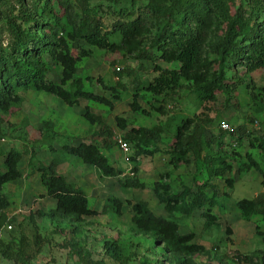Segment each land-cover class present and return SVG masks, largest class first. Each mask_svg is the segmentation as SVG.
I'll return each instance as SVG.
<instances>
[{"label": "trees", "instance_id": "obj_1", "mask_svg": "<svg viewBox=\"0 0 264 264\" xmlns=\"http://www.w3.org/2000/svg\"><path fill=\"white\" fill-rule=\"evenodd\" d=\"M92 1L0 0V36L6 37L5 44H2L0 37V112L14 111L21 103L18 93L26 90L53 96L67 107L76 106L79 100H84L111 108L107 99L83 90L80 79H73L76 62L79 58L89 57L90 48L104 53L133 55L135 59L151 63L153 54L149 50L154 49L160 62L177 64L174 69L153 63L155 75L152 79L145 85L134 82L128 108L142 115H148L149 110L162 113L164 100H173L181 88L190 89L194 104L198 106L214 102L216 92L227 94L231 90V76L226 77L227 71L232 75L236 66L247 73L264 69V0H146L139 9L135 6V0H130L128 9L112 11L116 17L109 28H103L97 9L90 5ZM147 35L150 37L145 45H149L144 47L143 39ZM76 40L89 48L79 49L74 57L69 45ZM45 58L59 69L57 83L45 79L48 71ZM95 81L100 90L110 93L113 99H118V94L126 91L118 83L110 86L103 84L101 79ZM140 97L145 99L147 111L137 103ZM81 117L86 124L94 127L92 135L101 138L102 143H105L104 139L112 138L111 129L105 126L99 116L85 108ZM115 121L123 130V121L119 118H115ZM259 124L261 130L256 131L258 134L243 125H231L228 132L219 130L217 126L216 136H206L207 124L204 120L195 117L181 119L170 141L164 144L167 147L165 154L169 159L168 164L178 169L189 165L190 159H201L208 180H221L225 188L231 189V175L234 173L232 162L239 156L236 150L246 142L249 151L244 153L243 161L236 163L235 170L238 173L251 170L258 173L263 191L251 200H238L234 206L242 221L248 222L256 215L264 217V171L254 155L257 151L264 155V123L259 121ZM47 127L49 125L43 123L39 129L41 134ZM44 137L52 138L51 135ZM122 140L133 149V155L128 157L132 163L131 175L128 176L123 174V170L113 168L94 143L63 145L60 152L78 159L81 164L92 166L103 177L116 178L121 190H143L147 186L137 177V159L159 152L158 144H163L160 127L131 128L124 133ZM211 145L216 147L215 151L201 156L203 147ZM223 146L227 148L223 149ZM47 149L51 155L56 152L49 146ZM20 158L21 153L13 149L2 155L0 226L12 222L5 216L9 202L2 188L20 178L17 168ZM31 159L32 154L27 165L30 169ZM58 163L59 160L51 158L47 165H39L34 169L43 196L54 203L53 209L46 214L48 218H67L73 224L83 218L96 216L97 212L88 207L82 191L56 174ZM158 176L159 180L148 188L166 213L188 216L192 211H200L205 228L215 225L214 198L218 192L215 186L196 184L193 185L195 192L192 193L191 187L182 184L179 191L173 192L164 180L168 175L164 173ZM204 188L211 191L210 197L203 193ZM189 195L191 198L187 201ZM126 204L130 210L131 232L150 239L151 246L160 248L170 264H195L192 256L206 254L204 247L194 242L195 235L192 232L179 234L176 222L155 216L146 203L138 201ZM120 207L119 200L108 197L100 213L110 210L119 216ZM32 242L39 244L37 233L33 235ZM25 246L22 237L15 244L0 240V257L14 264L23 263L29 259L25 254ZM102 247L110 258L120 262L121 250L114 241H106ZM70 250L76 264H96L78 246L70 244ZM258 254L257 259L260 264H264V251ZM234 256L237 263L250 264L255 260L247 255Z\"/></svg>", "mask_w": 264, "mask_h": 264}, {"label": "rangeland", "instance_id": "obj_2", "mask_svg": "<svg viewBox=\"0 0 264 264\" xmlns=\"http://www.w3.org/2000/svg\"><path fill=\"white\" fill-rule=\"evenodd\" d=\"M145 2L146 0H135L134 3L139 9ZM90 5L97 9L96 13L103 28H109L116 17L112 11L128 9L130 0H93ZM149 35L144 37L143 45L149 41ZM0 37L2 44H5L6 37ZM69 46L74 57L77 56L79 49L89 48L80 40ZM90 49L89 57L79 58L76 62L73 79H80L83 90L107 99L112 105L111 108L84 100L78 101L76 106L67 107L53 96L26 90L18 93L21 103L14 111L0 112V167L2 155L9 149L21 153L17 165L20 178L5 184L2 188L9 202L5 216L9 221L12 219V222L0 226L1 241L15 244L18 238L22 237L26 242L25 254L29 259L17 264H76L70 244L86 251L90 261L96 264H170L171 262L165 260L160 248L151 246L150 239L131 232L130 210L126 203L138 201L146 203L149 211L155 216L176 222L179 234L192 232L195 235L194 242L206 250L204 255L192 256L191 259L195 264H245L235 262V254L252 256L255 260L250 264H260L257 258L258 252L264 251V217L256 215L248 222L242 221L234 206L238 200H251L263 191L259 185L258 173L252 170L238 173L235 170L236 163L243 161L244 153L249 151L246 142L236 150L239 156L232 162L234 173L231 175L233 180L231 189L225 188L221 180H208L201 159H190L189 165L173 169L168 164L169 159L165 154L167 147L164 144L170 141L176 125L184 118L195 117L204 120L207 124L206 136H216L220 122L234 127L243 125L258 134L252 129L253 127L251 128V124L254 120L264 123V69L247 73L236 66L232 75L227 71L226 77L231 76L229 77L232 83L231 90L227 94L216 92L214 102L202 103L198 106L194 104L190 89L181 88L173 100H164L162 113L149 110L148 115H142L131 112L128 108L134 82L147 84L155 75L152 71L153 63L163 68L174 69L177 68V64L160 62L154 49L149 50V53L153 54V63L135 59L133 55L104 53ZM116 67L119 68L118 76ZM47 68L45 79L57 83L58 67L47 61ZM96 79H101L103 84L110 86L118 83L124 86L126 91L119 93L118 99H113L110 93L100 90ZM144 100L140 97L137 103L147 111ZM85 108L103 120L105 126L111 129L112 138L104 139L105 143H102L101 138L92 135L94 127L86 124L81 117ZM115 118L123 121V130L116 125ZM43 123H47L49 127L41 134L39 129L42 128ZM155 126L160 127V139L163 143L158 144L159 152L150 157L140 156L137 159L139 163L137 177L147 186L143 190H121L116 178L103 177L92 166L81 164L78 159L60 152V147L63 145L75 146L79 142L94 143L113 168L123 170V174L128 176L132 163L128 159L126 161L125 156L117 149L115 139H122L124 133L131 128L150 129ZM43 135H51L52 138H43ZM48 146L56 152L51 155ZM226 148L223 146V149ZM129 149L127 157L133 155L130 144ZM215 149L213 145L208 148L203 147L201 156L212 153ZM30 154H32L31 169L27 166ZM254 155L264 171V155L258 151ZM51 158L60 161L59 168L64 177L82 188L88 207L97 212L96 216L83 218L73 224H70L67 218L59 220L48 218L46 214L53 209V201L49 202L50 200L43 196L38 183V174L34 169L39 165L45 166ZM69 168H74V171L70 172ZM164 173L168 175V178L164 179L165 183L173 192L179 191L182 184L191 187L192 193L195 192L193 185L196 184H208L218 189L214 198L215 225L205 228L200 211H192L185 216L179 213L168 214L163 210L148 187L159 180V174ZM203 193L207 197L211 196L208 188H204ZM108 197L121 202L119 216L114 215L110 210L100 213ZM190 198L191 195L187 196V201ZM7 225L10 226L9 230L6 229ZM36 233L40 239L38 245L32 242ZM106 241H114L120 248L121 263L105 253L102 245ZM0 264L14 263L0 257Z\"/></svg>", "mask_w": 264, "mask_h": 264}, {"label": "built area", "instance_id": "obj_3", "mask_svg": "<svg viewBox=\"0 0 264 264\" xmlns=\"http://www.w3.org/2000/svg\"><path fill=\"white\" fill-rule=\"evenodd\" d=\"M115 71H116V73L119 72V68L116 67ZM218 128H219V130L224 131V132L229 131V125L227 123H224V122H220L218 125ZM251 128L254 129V131H260L261 130L260 124L258 121H253L251 124ZM115 144H116L117 149L120 151V153H122V155L125 156V160L127 161V159H128L127 155L129 154V150H130L128 143H126L125 141H123L120 138H117V139H115ZM128 175H131V173L129 172ZM6 229L9 230L10 226L7 225Z\"/></svg>", "mask_w": 264, "mask_h": 264}, {"label": "crops", "instance_id": "obj_4", "mask_svg": "<svg viewBox=\"0 0 264 264\" xmlns=\"http://www.w3.org/2000/svg\"><path fill=\"white\" fill-rule=\"evenodd\" d=\"M80 101V100H79ZM79 143H86V142H79ZM88 143V142H87ZM78 144V143H77ZM68 146H73V145H68ZM59 163H60V161H59ZM59 163H58V165L56 166V168H55V172H56V174H58V175H60V176H62L63 178H64V180L68 183V184H71V185H73L74 187H76V188H79L81 191H82V188L81 187H79V185H77L76 183L75 184H73V181L72 180H68L66 177H64V175H63V172L62 171H60L61 170V168H59L60 167V165H59ZM47 165V164H46ZM69 170H70V172L71 171H74V168H69ZM72 181V182H71ZM42 190V189H41ZM82 193L84 194V192L82 191ZM85 196V195H84ZM86 197V196H85ZM47 200L49 199L50 201L49 202H51V201H53V200H51L50 198H47V197H45ZM45 199V200H46ZM87 199V198H86ZM51 204V203H50ZM52 204H53V206H54V203L52 202ZM93 210V209H92Z\"/></svg>", "mask_w": 264, "mask_h": 264}]
</instances>
